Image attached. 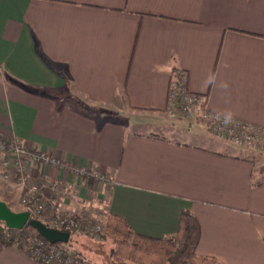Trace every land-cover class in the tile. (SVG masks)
<instances>
[{
	"label": "crops",
	"instance_id": "crops-1",
	"mask_svg": "<svg viewBox=\"0 0 264 264\" xmlns=\"http://www.w3.org/2000/svg\"><path fill=\"white\" fill-rule=\"evenodd\" d=\"M181 72L211 111L264 129V0H0V136L107 177L32 167L45 187L68 182L57 204L156 238L190 210L199 255L264 264L256 149L169 119ZM0 264L40 263L0 240Z\"/></svg>",
	"mask_w": 264,
	"mask_h": 264
},
{
	"label": "built area",
	"instance_id": "built-area-1",
	"mask_svg": "<svg viewBox=\"0 0 264 264\" xmlns=\"http://www.w3.org/2000/svg\"><path fill=\"white\" fill-rule=\"evenodd\" d=\"M169 100L167 111L170 117L194 120L202 113L207 119L206 125L210 131L228 138L234 144L245 145L246 142L258 143L262 140L264 134L262 127L211 111L207 106V96L188 89L186 72L173 76ZM42 165H52L62 170L69 169L80 179L91 176L98 181H107L105 175L93 174L83 167H72L69 162H63L47 151L35 150L16 138L0 136V174L5 180L21 187L20 204L24 211H28L31 217H37L50 227L68 232L71 237L84 233L90 237L102 238L100 221L91 223L85 214L68 213L57 204L58 194L68 188L67 181L55 178L45 187L40 179L33 177L30 169ZM13 246L40 264H81L77 254L65 250L63 245L48 249L42 242L33 239L30 245L19 241Z\"/></svg>",
	"mask_w": 264,
	"mask_h": 264
},
{
	"label": "trees",
	"instance_id": "trees-1",
	"mask_svg": "<svg viewBox=\"0 0 264 264\" xmlns=\"http://www.w3.org/2000/svg\"><path fill=\"white\" fill-rule=\"evenodd\" d=\"M106 215L103 237L110 239L115 245L110 253V264H225L216 257L197 253L201 227L199 220L190 210H182L176 233L161 238L136 232L119 214L109 212ZM89 220L93 222L92 219ZM33 239L42 242L48 249L63 244L49 243L30 225L23 229H13L0 220V240L5 246H13L19 241L30 245ZM73 240L71 237L67 245H72ZM81 254L83 253L77 255L80 262L85 259Z\"/></svg>",
	"mask_w": 264,
	"mask_h": 264
},
{
	"label": "rangeland",
	"instance_id": "rangeland-1",
	"mask_svg": "<svg viewBox=\"0 0 264 264\" xmlns=\"http://www.w3.org/2000/svg\"><path fill=\"white\" fill-rule=\"evenodd\" d=\"M202 115L203 114L200 113L198 118H195L193 120V119H187L186 117H179V118L170 117L168 116V113H167V116L169 117V119L173 120L174 122H189V123L195 124L196 128L202 129L209 135L213 137H217L218 139H221L225 142L233 143L230 140H228V138L219 136L218 134L214 133V131L213 132L210 131L206 125L207 119L204 117V115L203 116ZM261 139H262L261 140L262 143L261 142L257 143L254 141L253 143L246 142L247 144L245 145H237L234 143L233 145L238 146V147H244L247 149H254V148L256 149L255 151L257 155L255 157V160H256L255 161L256 163L255 173L257 174V176L260 175L264 178V156L261 155V153L259 152L263 148L264 134H262ZM4 180L2 179V176L0 174V200L1 198L2 200H6V203H9L10 208L13 211H16V212L24 211V209L22 208L20 204V191L12 189L11 185ZM100 208L101 207H99L98 205H94V206L90 205V206L85 207L82 211H80V213H77V214H85L84 216H86L87 219H92V221H95V222L100 221L102 225L101 230H102V233L104 234L105 220H106L107 215L106 214L104 215L102 211H99L98 209ZM103 234H102V238L90 237L84 233L79 234V235H73L72 237L74 240L71 241L72 245H67V244H62V245L65 248V250L75 253L77 255H80V252L83 253L81 255H83L85 259H88L90 261L98 262L99 264H110V261H111L110 253H111V250L115 247V245L110 239L109 240L105 239L103 237Z\"/></svg>",
	"mask_w": 264,
	"mask_h": 264
},
{
	"label": "water",
	"instance_id": "water-1",
	"mask_svg": "<svg viewBox=\"0 0 264 264\" xmlns=\"http://www.w3.org/2000/svg\"><path fill=\"white\" fill-rule=\"evenodd\" d=\"M0 220L13 229H23L25 226L30 225L51 244H67L71 240V236L68 232L50 227L40 219L32 218L28 211H13L3 200H0Z\"/></svg>",
	"mask_w": 264,
	"mask_h": 264
}]
</instances>
